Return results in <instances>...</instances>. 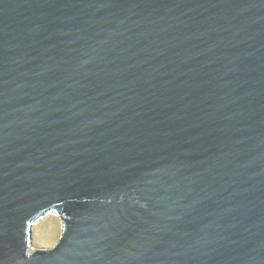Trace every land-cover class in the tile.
I'll return each instance as SVG.
<instances>
[{
  "label": "water",
  "instance_id": "water-1",
  "mask_svg": "<svg viewBox=\"0 0 264 264\" xmlns=\"http://www.w3.org/2000/svg\"><path fill=\"white\" fill-rule=\"evenodd\" d=\"M0 264H264V0H0Z\"/></svg>",
  "mask_w": 264,
  "mask_h": 264
},
{
  "label": "rangeland",
  "instance_id": "rangeland-1",
  "mask_svg": "<svg viewBox=\"0 0 264 264\" xmlns=\"http://www.w3.org/2000/svg\"><path fill=\"white\" fill-rule=\"evenodd\" d=\"M61 220L55 214L44 217L33 228V249L53 248L62 236Z\"/></svg>",
  "mask_w": 264,
  "mask_h": 264
}]
</instances>
